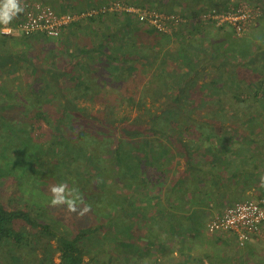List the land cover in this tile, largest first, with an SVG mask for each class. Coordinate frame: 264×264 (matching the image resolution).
Instances as JSON below:
<instances>
[{"label":"trees","instance_id":"1","mask_svg":"<svg viewBox=\"0 0 264 264\" xmlns=\"http://www.w3.org/2000/svg\"><path fill=\"white\" fill-rule=\"evenodd\" d=\"M47 1L55 6V0ZM70 1L66 0L61 3L56 11L76 15L78 19L71 21L57 37L51 38L37 33L24 35L15 26L16 18L7 26L0 25V78L2 73L12 74L19 72V69L27 71L29 76L27 87L19 88L21 91L19 97L14 96L12 101L10 99L9 101L6 96H2L3 99L0 98V106L9 108L8 110L0 108V134L4 128V132L8 133L10 139L18 141L17 136L23 138L26 133H29L20 124H11V118L18 115L21 119H29L31 129L36 126L43 135L45 133L50 135L48 144L40 141L33 143L36 154L42 153L44 150L56 153L55 145H58L66 152V156H77L78 154L74 153L77 150L90 152V158L94 162L95 159L96 161L101 160L95 146H99L100 151L102 146L109 142V133L115 132L118 138L112 149L113 159L111 161L115 164L117 172L114 173L113 164L112 174H109V178L114 181V184L119 178L116 182L122 183L123 189L129 188L135 191L133 197L127 198L125 202L115 200L118 202L114 203L118 205V209L117 207L115 209L117 212H122L120 214H123V210H127L129 206L131 209L126 212V217L118 219L121 226L114 233L112 232V237L101 240L105 243V247L108 244L107 249L102 251L104 243L93 234L98 230L97 227L102 229L103 226H97L94 229L83 228L69 237L59 230L55 219L44 221L31 215L28 210L9 209L0 202V244L21 245V242L24 243L27 239L29 242L33 241L32 237L48 236L54 240L55 248L53 249L51 245L44 247V257L39 264L48 260L53 264L51 260L54 254H58V264H94L93 260L97 256L100 257L99 259H104L107 254L110 263L106 264H112L116 258L122 261L119 262L121 264H129V261L124 262V257L131 256V253L128 252L131 248L128 251L125 249L123 251L125 254H122V251H111L114 246L113 241L116 240L118 233L121 234L123 231L121 227L124 226V223L127 224L128 231L125 233L133 236L136 234L137 237L140 230H132L130 233L132 225L130 218L137 216L134 221L139 218L147 221L149 235H145L144 239L146 244L158 247L157 250L151 251L155 257L159 251L168 250L167 241L173 245L182 244L186 235L182 232L179 233L177 227L182 224L180 216L187 214L189 216H185L188 221L187 226L193 228L195 232L189 241H184V244L180 246L177 245L178 260L175 258L177 264H233V262H226L225 258H220V255L225 256L226 254L217 251V246L209 247L205 245L204 240L200 242L198 239L199 244L194 243L196 234L201 236L199 226L203 224V220L199 221V216L197 217V214H193V212L200 209L199 212L203 213L206 211V207L210 206V202L213 203L210 189L216 190L220 177L222 179V175H216L214 172L217 169L224 170L226 168L224 166L225 159L228 157L225 155V151L232 147V144H229L227 140H234L231 136L226 137L225 134H228L229 131L237 132L236 129H232L230 123H233L237 129H240L244 123L245 130L249 133L258 132V134H254L256 139L250 138L246 141L247 143H244L245 146L252 145L253 147V150H249L251 154L248 159V162L251 161L252 164L251 170L257 169L261 162L255 155L264 156V142H262L264 136L262 138L258 136L264 133V26H261L264 24L259 22L254 26V29L261 31V40L259 41L263 45L258 48L254 41L247 37L236 39L235 27L227 22L217 24L215 21H206L216 26V38L210 37V32L213 29L209 30L210 27L202 23V15L213 9L217 13L228 12L229 6L236 7V4L229 0H127L124 2L126 9L120 11L109 10L110 5L106 4V0H94L93 5H90V0H83L85 4H81L79 0L77 3L74 2L75 0ZM249 1L255 2V5L263 8L264 12V0ZM128 7L136 11H129ZM92 8L97 12L90 13L89 10ZM101 8L104 10L100 11ZM145 10L173 14L187 19L188 22L184 21L182 26L180 22L178 24L180 28L173 29L170 33L160 32L154 26L139 20V12ZM223 26L230 28L229 32L224 31ZM7 27L10 28L9 33L1 31ZM80 28L84 31L91 29L88 33H91L89 35L93 43L84 44L81 47L75 46V52L79 54V58H75V55L72 56V53L69 52L70 56L75 59L73 62L69 60L66 64L64 62L61 65L58 63V59H60L57 57L58 54L48 46L46 59L50 60L49 67L52 69L45 68L42 63L39 64L37 62L39 57L36 56L35 59H32L26 48L16 49L17 46L13 42L16 37H34L49 43L50 41L54 42L52 39H59L58 42L64 43L62 46L68 47L71 45V38L76 37L75 29ZM16 31H19V34ZM147 38L154 42L145 46L146 43H149ZM114 42L117 44L114 45ZM173 42L176 43L175 48L172 46ZM205 42L206 46H204ZM108 43L112 49L106 53L107 46L105 44L108 45ZM92 53L94 61H100V58L96 57L97 54L103 59L105 58L104 65L97 73L98 75L94 69L88 66L84 67L85 64L90 63V60H87L86 63L84 55ZM106 63H108V67H106ZM145 67L154 69L153 71L145 70ZM84 68L90 70V73L81 77L78 69L81 73L82 70L87 73ZM145 74L148 75L149 82L140 86L139 84L145 79ZM94 76L97 77L95 81H93ZM64 85L71 89L72 97H79L83 90L84 96L92 101H96L100 93H116L117 100L110 105V111L109 106L105 107L108 115L109 112L118 110L120 101L127 103L126 105L134 106L141 114H137L134 118L127 116L121 119L118 126H115L109 119L107 120L109 116L105 121L99 117L91 118L89 115H82V108L75 106L70 100L71 98L67 99L69 94L64 91ZM98 87L100 88L98 89ZM109 87L111 89L106 92ZM148 87H152L153 91L160 95L159 97L155 96L157 98L155 101H162L160 111L167 113V117L164 118V126L159 125L155 116L149 118L152 126H146L141 121L143 115L150 112V108L153 106V103L147 105L145 102ZM0 92L5 95L12 94H6L3 86L0 87ZM65 99L67 100L64 101ZM15 105L18 109L13 108ZM226 114H230L234 122L226 119ZM226 121L229 122V126L225 123ZM64 130H75L79 143L66 141ZM50 139H54L55 142ZM124 140L128 142L126 150L123 146ZM90 144H92V148ZM237 147L241 150L239 145ZM241 155L239 154V156ZM32 157L37 159L34 153ZM177 158L184 160L185 169L182 171L177 169L174 172L173 167L177 163ZM203 161L204 163H202ZM241 162L243 165L247 164L245 160L239 158L235 162L227 161L226 165L228 163L240 164ZM97 167H99L100 173L108 176V166L98 165ZM13 169L16 172H26L33 176L37 173L35 166L30 165L22 170L15 164ZM230 170L232 171L230 175L237 177V169L230 168ZM171 174L178 176L172 185L170 182L167 186L172 192H175L173 198L161 192L168 177L171 179ZM213 174L216 175V179L213 180L212 188L210 186L207 189L206 185L203 187L194 186L192 183L195 180L199 184V181H203L202 177L215 178ZM41 178L46 177L41 176ZM100 179L102 180V177ZM192 185L193 187H190ZM188 187L195 188L192 190L196 191L193 192L194 197H192V192L188 191ZM201 205L202 208H205L204 210H201ZM215 205H213L214 208H220L219 205ZM223 209L221 208L220 212ZM145 215L146 217H144ZM191 215H193L192 218ZM195 218H197L196 226L193 224ZM164 221L168 222L166 224L171 229L166 230ZM139 222L140 226L146 227L145 224H141V221ZM206 224L203 227L205 235L215 237V239H220V236L224 241H232L240 249L233 234L224 231L209 234ZM159 231L171 235V239L167 240L165 236L161 239L157 238ZM122 237L125 236L120 237L119 246L123 245ZM91 238L101 248L95 254H89L91 255L89 262H85L83 259L85 248L81 244ZM251 243H257L256 245L264 248L263 242L254 240V242L246 243L242 249L250 247L248 245ZM115 249L118 250V248ZM249 250L252 252L251 249ZM189 251L194 253L191 255ZM110 252L113 254L109 255ZM183 253L189 254L186 256L187 258L183 259ZM135 255L133 254L132 257ZM209 256L212 257L210 261L207 260ZM111 257L114 258L111 259ZM10 259L13 262L9 264H23L17 255L11 254ZM33 263V261H26L25 264ZM3 264L8 263L3 260ZM254 264H260V262L255 260Z\"/></svg>","mask_w":264,"mask_h":264},{"label":"rangeland","instance_id":"2","mask_svg":"<svg viewBox=\"0 0 264 264\" xmlns=\"http://www.w3.org/2000/svg\"><path fill=\"white\" fill-rule=\"evenodd\" d=\"M39 1L44 2L52 9L57 10V8H59L61 3L65 2L66 0H55L54 1L55 6L47 0H39ZM93 1L94 0H90V5H93L94 3ZM125 1L127 0H106L105 2L106 4L110 5L109 10L120 11L126 9L125 7L126 5H124ZM229 1L236 4L235 7L236 9L240 8V11L237 12L238 14H233L232 16L233 18L232 22L235 23L239 22L238 24L242 26V29L240 31L236 30L235 32V35L237 37L236 39L247 37L250 40H253L254 44L257 45L258 48H261L263 45V43L259 41L261 40L260 37L261 31L254 29V26H256L257 23L259 22L264 24L263 8L256 6L255 2H250L249 0H229ZM74 2L77 3V0H75ZM79 2L81 4H85V1L83 0H79ZM128 9L136 11L129 7L127 8V10ZM103 10L104 8L100 9V11ZM89 12L96 13L97 10L92 8L91 10H89ZM242 14H244L243 17ZM184 21L188 22L187 19L183 18V22L181 23V26L184 25L185 23ZM218 22L220 23L222 21L219 20ZM202 23L210 27L209 30L213 29L210 32L211 34L210 37L212 39H214V37L216 38L215 36L216 26L212 23L205 22L204 20H202ZM179 28L180 26L176 27V29ZM89 30L91 29L89 28L86 31H84L81 28L75 29L76 37L71 38L70 40L71 45L68 47L62 46L64 43L58 42L59 39H52L54 40V42L50 41L49 43L45 40H39L34 37H19V38L16 37L13 42L17 46L16 49L22 50V47L26 48L27 51L29 52L28 55L29 56L31 55L32 59H35V57L37 56L39 57L37 60L39 64L42 63V65L45 68L52 69L49 67L50 60L46 59L48 57V53H47L48 46H50L52 51L54 50L58 54L57 57L60 58L58 59L59 60L58 63L60 65L64 64V62L66 64V62L69 60L73 62V59L79 58V54L75 52L76 50L75 46L81 47L84 44L93 43L92 38L89 35L91 33H88ZM223 30L229 32L230 28L223 26ZM16 32L19 34V31ZM151 40L152 39L149 38L148 39L149 43H146L145 46L154 42L153 40L152 41ZM110 43H108V45ZM115 44H117V42H114V45ZM175 44H176L175 42H173L172 44L174 48L176 46ZM206 44L207 43L205 42L204 46H206ZM105 45L107 46L106 53L107 52L109 53L112 49L110 47L111 45L109 46L107 44ZM204 49L207 50L206 48ZM69 52L72 53L71 54L72 56L75 55V58H72ZM93 56H94L93 53L89 55H84V59L86 63L87 60H90V63L89 64L87 63V65L85 64L84 67L88 66L94 69L95 73L97 74L100 72L99 70H101L102 65H104L105 58L103 59L102 56L97 54L96 57L100 58V61H102L100 62V61H94L92 59ZM170 63L174 64V62L172 61H170ZM106 67H108V63H106ZM84 69L86 70L87 73H85L83 70L81 73L80 69H78V72L81 75V77L82 75L84 76L90 73V70H87L86 68ZM146 69H150L153 71L154 68L145 67V70ZM147 76L148 75L145 74V79L141 84H139L140 86L149 82L148 81L149 77ZM28 78H29L28 72L27 71L25 72V70L22 71V69H19V72L12 74L2 73L0 78V87L2 86L4 87L6 94L7 93H12V94L9 95L7 94L8 95L7 97V95L0 92V98L3 99L2 96L4 97L6 96L8 100L10 99L12 101L14 100L13 99L14 96L19 97L21 93L20 89H24L27 87ZM95 80H97L96 76H94L93 81ZM152 87L151 88L148 87L146 90L145 102L147 105L149 104L151 105V103H153V106H151L150 112L144 114L143 117L140 118L143 124H145L146 126H152L149 118L155 116L156 121L159 123V125L164 126V118L167 117V113H163L162 111H160L162 101L159 102L155 101L157 99L155 98V96L159 97L160 95H158L157 92H154ZM99 88L100 87H98V89ZM110 89L111 88L109 87L108 90H106V92H108ZM70 90L71 89L68 88L67 85L66 86L64 85V91L70 95L67 96V99L71 98L70 100L73 101L75 106H77L78 108H82L83 110L81 113L82 115L83 114L85 116L89 115L91 116V118L99 117L100 119L102 118L105 121L107 116H109L107 120L109 119V121H112L113 124L116 126L117 124H119L121 119L126 118L127 116L129 118L131 117L134 118L137 114H141L139 111H137V109H135L134 106L126 105L127 103L120 101L118 110L116 109L115 112H109L108 115L107 114L108 111L105 110V107L109 106V111H110V105H112L117 100L116 93H111V92L100 93L99 98L97 97L96 101H92L84 96L83 90H81L82 93L77 98L71 96V94L73 95V92H70ZM67 99H65L64 101H66ZM103 103H107V104H103ZM0 108H2V110L9 109L7 106H0ZM13 108L18 109L16 105ZM225 118L234 122L230 114L229 115L226 114ZM11 120H12L11 124L13 125L20 124V126H22V128L24 129H27L29 133H26L25 134L26 136L23 138L22 136H17L18 141H15L9 138L8 133L4 132L5 131L4 128L2 129V132L0 134V175H1L0 202L6 205L9 209L22 208L28 210L30 211L31 215L36 216L37 218L42 219L44 221H51V219H55L56 225L59 227V230L63 231L65 235L69 237L73 236L74 233H77L78 230L83 228L94 229V227L103 226L104 228L102 229H99V227H97L98 230L93 235L100 241L105 239H110L113 235L112 232L114 233V231L116 229H119L120 228L119 226H121V223L120 221H118V219H121L122 217H126V212L131 209L129 206L127 210H123L124 212L123 214H120L122 212H117V210L115 209V207H117L118 209V205H115L118 202H115V200H120L121 202H125L127 198L131 196L133 197V195L135 194V191L129 188L123 189L121 187L122 183L116 182L119 180V178L116 179L115 184L114 181H112L111 178H109V174H112L111 171L112 165L114 164L111 161V159H113L112 149L115 142L117 141L118 135L115 132L109 133L110 135L109 142H107L104 146H102L100 151H99V146L97 145L95 146L96 147L95 149H97V153L101 158V160L96 161L95 159L96 162L95 161L93 162L92 159L90 158L91 155L90 152L86 153V151L80 152L79 150H77L74 152L78 154L77 156L75 155L66 156L65 154L66 152H64L61 149V147H59L58 145H55L56 153L53 151L48 152V150L47 151L44 150V152L36 154L33 143L35 141H40L41 143L44 142L45 144H48L50 138L49 133H45L43 135L42 131H40L38 127L34 125H33L34 127L31 129L32 126H30L31 123L29 119H23V118L21 119L18 115L13 116ZM225 123L228 124L229 126L228 121H226ZM66 125H68V123H66ZM230 126L232 127V129H236L237 132L229 131L228 134H225L226 137L231 136L234 139L232 141L227 140L229 144L230 143L232 144V147L225 151V155L228 157L227 159H225V162L227 164V161L235 162L237 161V159L242 158V160H245L247 164L243 165L242 162L240 164L228 163V165L226 164L224 165L226 167L224 170H218V169L217 171L215 170L214 173H216V175L217 174L222 175V179L220 177V180L218 181L219 182L218 188L216 190L210 189L211 190L210 193H212L213 195V197L211 196V199H213V203L210 202L209 204L210 206L206 207L205 212L202 213V211L201 212L197 211L198 213H200V214L197 213V217L199 216L198 220L199 221L203 220V224L199 226V231H201V236H199V234H196L197 237H195L194 243L199 244V242L197 241L198 239L200 242L204 240L205 245L209 247L217 246L216 248L217 251H222L226 254L225 256L220 255L221 256L220 258H225L226 262L228 263L233 262V264H251L252 262L253 264L255 260H257L260 262V264H264L263 247L261 248L260 246H256V249L253 248L252 252L249 250L250 247H245L244 249L240 247L239 249L237 246L234 245L232 241H227V240L224 241L220 236H219L220 239H215V237L205 235V230L203 228L205 224L208 223L211 217H213L216 213L220 212L221 208L223 209V207H225L226 205L228 206L229 203L232 204L234 202L245 199L254 200L259 196H262V194H264V156L260 157L257 154L255 155L258 158V161L261 160V162L259 163L257 169L251 170L252 164L251 161L248 162V159L251 154V151L249 150H253V147L252 145H249L250 143L248 144L249 146L246 145L247 147L244 144L250 138L256 139L255 135L258 134V132L254 131V133H249L248 131L245 130L244 123H242V127L240 126V129H237L233 123H230ZM63 132L65 137H67L65 139L66 141L70 143H79V141H77V133L75 130L73 131L64 130ZM258 136L259 138H262L264 136V133ZM53 140L54 139H52L51 141ZM91 145L92 144H90V147L92 148ZM197 145H199L198 142ZM238 145L241 147V150L238 149L237 147ZM123 146H124V150L128 149L127 140L126 141L124 140ZM33 153L35 154L37 159H34L32 157ZM238 153L242 155L239 156ZM202 163H204V161ZM15 164H17L22 170H24L25 167H28V165L35 166L36 168L35 170L37 171V173L34 174L35 177L32 174L26 172L24 173H22L21 171L16 172V170L13 169V165ZM194 164L195 166H197L196 163ZM98 165H101L102 167L108 166L109 168L108 176L100 173L98 169L99 167H97ZM230 168L237 169L236 172L238 173L237 177H232L230 175L232 174ZM177 169L179 171L185 169L184 160L181 158H177V163L176 165H174L173 171L175 172ZM113 170L114 173L117 172V168L115 167V164L113 166ZM216 175L215 178L211 176L202 177L201 180L203 181L201 182L199 181V184L195 180L192 183L194 186L199 185L203 187L206 185V188L209 189L210 186L212 188L213 180L216 179ZM41 176H45L46 178L42 179ZM100 177H102V180L100 179ZM177 178L178 176L174 174H171V179L168 177V179L164 183V187H162V191H161L162 194L166 193L172 198L174 197L175 192L174 191L172 192L171 189H169V187L167 186H169L170 182L172 185ZM195 179H197V177ZM61 183L67 184L68 190H72L73 196L70 198H75L76 195L79 196V199L76 200L75 212L68 211L67 205L52 206L51 204V200H52L51 187ZM193 185L190 187H193ZM190 187H188L189 188L188 191L192 192V197H194L193 192L195 193L196 191H192V190H195V188L191 189ZM215 204L219 205L220 208H214L213 205ZM162 205L164 204L162 203ZM85 208L89 210L85 211ZM58 211L59 213H57ZM81 213L83 214L81 215ZM136 217L137 216H135L134 218L133 217L130 218L132 222L130 233H132V230L135 231L137 229L140 230V233L137 235V237L136 234L133 236L132 234L125 233L128 231L126 228L127 224L124 223V226L121 227L123 231H121V234L118 233L116 240L113 241L114 246L111 251H115V252L122 251L121 253L125 254V252L123 251L125 249L126 251H128L131 248L128 251L129 253H131V256L126 255L124 257L125 260L124 262L129 261V264H149V262L151 261L152 262L150 264H177L176 260H178V249H177L178 246L184 244V241L185 242L189 241L195 232L193 228L191 229L187 226L188 221L186 220L185 215L180 216V219L182 220V224L178 225V227L180 226V232L186 235V238L184 239V241H182V244L178 245L176 243L178 246L175 244L173 245L171 243L169 244V242L167 241L166 247L168 248V250L159 251L158 254L155 255L157 259L154 257V254L151 253V251L157 250L158 247L157 248L156 246L154 247L153 244L151 245L146 244V240L144 239L145 235L147 236L149 235V228L147 227V221L142 220V218L138 219L139 221H141V224L146 225V227L148 228V233H147V228L146 227L144 228L142 225L140 226V222L138 220L134 221ZM144 217H146V215ZM158 219H160V216H158ZM193 220H195L193 222V224L195 225V222H197V218ZM166 223L168 222L164 221L163 223L166 226L165 227L166 230H168V228L171 229ZM157 234H158L157 238L159 239H161V237L163 236H165L167 240L171 239L170 237L171 235H166L165 233L163 234L162 231H159ZM122 235L125 236L122 237L123 245L119 246L120 237ZM32 238L33 241L29 242L27 239L24 241V243L21 242V245L9 244V243L0 244V264H3V260H6L8 264L10 262H13L10 259L11 254L17 255L18 259L23 264H25L26 261H31V262L33 261L34 262L33 264H39L44 257V247H46L47 245H51L53 249L55 248L54 240L50 239V237L48 236L47 237L39 236L37 237L38 239L36 237H32ZM81 245L82 247L85 248L84 251L85 253L83 256L85 262L87 261L89 262V258L91 257V255L89 254H95V252L97 250L99 251V249L101 248L93 241V238H91L89 241H83ZM107 245L105 247V243H104V246H102L103 248L102 251L107 249ZM115 248H118V250H116ZM189 252L192 254L194 253L192 251ZM222 252H220V254H222ZM112 254L113 252L109 253V255ZM133 254H136L135 257H132ZM183 254H184L183 259L187 258L185 256L187 255V253L186 254L183 253ZM252 254H254V256ZM99 258L100 257L97 256L96 259L93 260L94 264L110 263L108 254L104 257V259H99ZM113 258L114 257H111V259ZM211 258L212 257L209 256L207 257V260L210 261ZM51 262L53 264H58L59 262L58 254L53 255ZM119 262L122 261L116 258L114 259V262L112 264H121ZM43 264H51V263L50 260H48L45 261Z\"/></svg>","mask_w":264,"mask_h":264},{"label":"built area","instance_id":"3","mask_svg":"<svg viewBox=\"0 0 264 264\" xmlns=\"http://www.w3.org/2000/svg\"><path fill=\"white\" fill-rule=\"evenodd\" d=\"M24 11L16 19V28L24 35L33 33L44 34L54 38L59 36L66 26L78 16L69 13H59L39 0H20ZM129 11H133L129 9ZM240 8L229 7L228 12L217 13L214 9L202 15V20L215 21L217 24L225 23L240 31L242 26L232 22L233 14H238ZM244 14H242V17ZM212 19V20H211ZM139 20L154 26L160 32L170 33L176 29L183 19L173 14L159 13L157 10L139 12ZM222 22H218V21ZM9 33L10 28L1 29ZM207 233L220 231L230 232L234 235L239 247L246 243L259 240L264 243V196L254 200L245 199L226 206L221 212L216 213L206 224Z\"/></svg>","mask_w":264,"mask_h":264},{"label":"clouds","instance_id":"4","mask_svg":"<svg viewBox=\"0 0 264 264\" xmlns=\"http://www.w3.org/2000/svg\"><path fill=\"white\" fill-rule=\"evenodd\" d=\"M23 11L24 9L21 6L20 0H0V25H9ZM51 193L52 206L67 205L68 211H76V200L79 199V196L76 195L75 198H70L73 196V192L72 190H68L67 184L61 183L52 186ZM88 210L85 208V211Z\"/></svg>","mask_w":264,"mask_h":264},{"label":"crops","instance_id":"5","mask_svg":"<svg viewBox=\"0 0 264 264\" xmlns=\"http://www.w3.org/2000/svg\"><path fill=\"white\" fill-rule=\"evenodd\" d=\"M204 206L206 207V205H204ZM200 207H201V210H204V209H205V208H202V207H203L202 205H201ZM199 210H200V209H197L196 212H193V214H194V213L197 214V213H198L197 211H199ZM189 214H191V213H189ZM198 214H200V213H198ZM185 216L187 217L188 215L186 214ZM188 217H189V216H188ZM190 217L192 218L193 215H191ZM177 229H178V232H180V226L177 227ZM251 242H254V240L251 241ZM256 244H257V243H251V244H249V245H248V246H250L249 249H251V250H252L253 248L256 249V246H260V245H256ZM191 255H192V253H191ZM252 255H253V254H252ZM185 256H188V255H185ZM253 256H254V255H253ZM251 264H252V262H251ZM253 264H254V263H253Z\"/></svg>","mask_w":264,"mask_h":264}]
</instances>
